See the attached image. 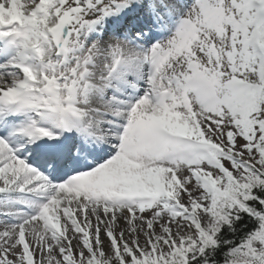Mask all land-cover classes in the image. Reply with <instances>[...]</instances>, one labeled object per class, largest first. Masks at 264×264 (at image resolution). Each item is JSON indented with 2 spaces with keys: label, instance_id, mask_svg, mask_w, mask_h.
Returning <instances> with one entry per match:
<instances>
[{
  "label": "snow or ice",
  "instance_id": "snow-or-ice-1",
  "mask_svg": "<svg viewBox=\"0 0 264 264\" xmlns=\"http://www.w3.org/2000/svg\"><path fill=\"white\" fill-rule=\"evenodd\" d=\"M0 264H264V0H0Z\"/></svg>",
  "mask_w": 264,
  "mask_h": 264
}]
</instances>
